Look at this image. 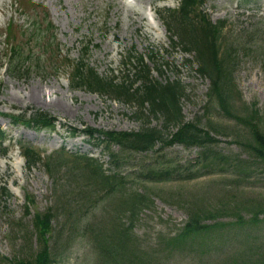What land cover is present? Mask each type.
I'll use <instances>...</instances> for the list:
<instances>
[{
  "label": "rangeland",
  "instance_id": "obj_1",
  "mask_svg": "<svg viewBox=\"0 0 264 264\" xmlns=\"http://www.w3.org/2000/svg\"><path fill=\"white\" fill-rule=\"evenodd\" d=\"M179 2L0 0V126L7 135L0 145L7 150L0 154V264L32 261L39 250L32 217L25 210L28 200L33 202L31 213L51 211L53 216L49 241L53 264H253L264 260V160L248 147L253 142L248 126L226 116L214 97L208 100L209 81L195 72L192 56L168 44L161 12L176 9ZM202 10L213 23H224L222 40L233 44L226 93L231 112L245 119L257 109L254 120L258 118L264 132V0H206ZM35 19L52 24L41 40L24 33ZM9 22L15 24L11 30L15 38L12 34L13 39L7 40ZM87 42L89 51L84 54ZM15 43L32 57L20 68L23 77L2 67L6 62L16 64L9 54ZM129 53L145 56L151 78L180 79L184 120L217 138L218 143L209 148L218 158L194 168V173L203 175L193 180L141 181L135 172L145 164L154 166L162 160L171 169L190 165L199 148L178 144L146 153L112 147L110 151L121 159L118 172L127 182L118 192L148 196L143 203L121 208L118 196L90 178L74 155L92 157L111 172L108 151L95 146L84 130L138 132L145 127L146 117H136L134 102L73 88L70 83L81 54L104 77L131 78ZM36 112L56 119L53 132L39 133L22 124L12 127L4 116ZM160 124L149 117L150 127L160 128ZM19 141L28 142L39 153L29 166ZM3 187L9 196L1 194ZM190 210L199 211L208 224L225 225L205 234L194 249H173L168 240L188 220ZM258 211H263L259 221L250 222ZM128 225V244L121 248V232ZM110 252L113 256L107 255Z\"/></svg>",
  "mask_w": 264,
  "mask_h": 264
},
{
  "label": "trees",
  "instance_id": "obj_2",
  "mask_svg": "<svg viewBox=\"0 0 264 264\" xmlns=\"http://www.w3.org/2000/svg\"><path fill=\"white\" fill-rule=\"evenodd\" d=\"M204 1L181 0L177 9H167L164 11L162 18L168 32H170V43L173 47L181 46L184 52L193 56L191 63H196V73L208 78L210 82L208 100L214 97L218 107L226 116L232 117L248 126L253 138V142L248 144V147L255 157L264 160V132L258 126V118L256 117L254 120V116L258 114V110H252L253 116L245 119H240V117L231 112V105L227 100L226 93L229 91V85L231 83V71L229 69V62L231 60L229 59L228 53L233 44L226 43L222 40L221 33L224 29V23L218 22L214 24L204 14L201 7ZM42 23L43 20L39 22L35 19L31 27L27 29V33L29 31L28 34L38 36L37 40H41L46 36L51 27L50 22H47L44 28L42 27ZM84 45V51H87L89 44ZM11 51L12 60L16 61V64L13 65L11 62L10 72L14 76L22 77L19 74L20 65L32 57L29 56L27 50H24L18 44H15ZM85 58L84 55H81L77 63L73 66L75 71L71 77V85L73 88H84L95 93H111L119 99L122 98L127 102H134L138 109L136 117L139 114H143L146 117L144 122L145 127L138 132H102L100 130H88V135L91 139L95 140V145L101 144L108 151L109 161L113 168L111 172L108 173L96 159L85 155H74L88 169L90 178L107 187L108 194L118 196V199L121 200L119 201L121 208L128 207L129 205L132 206L139 202L143 203L147 201L148 196L140 192L137 193L136 191H130L128 193H124L123 191V193L118 192L121 189L120 187H123L127 182L124 180L125 176L118 172L121 168V159L119 158V154L112 152V150L110 151L112 147L118 146L120 152L134 151L146 153H158L162 149L161 147H171L175 144H182L186 148H199L197 157L194 160L195 163L190 165H184L182 167L178 165L177 168L171 169L169 165H166L167 162L162 160H157L154 166L151 163L145 164L141 170L137 169L136 171L138 172H135L137 173L135 178L141 181L193 180L203 175V173H194L196 171L194 168L199 165L205 166L206 163L213 164L212 161L218 158L209 148V145L218 143V140L209 131L200 128L198 124L184 122L181 102L185 98V94L184 88L181 87L178 80H153L151 78V71L144 63L142 55L135 57L129 54L127 56L133 70L131 71L132 79L126 76L122 80L109 79L99 75L93 67L88 65V62L84 63ZM10 117L14 123L21 122L26 126H31L36 129L54 128V120L46 113L38 112L30 118H25L24 115H11ZM149 117L158 118L161 121L160 128L150 127ZM171 128H175V132H171ZM101 136H103V139ZM157 145L158 148L156 149L155 147ZM21 149L28 166L35 161L37 156L39 157V153L31 145L21 146ZM223 159L219 157V160ZM1 194L7 195L6 188L2 189ZM31 203H33L31 200L26 202L25 210L26 214L32 217V224L39 243V250L32 261L17 260L12 264H53L49 247L53 216L51 211L45 213L34 211L31 213ZM198 212L196 210H190L188 220L170 236L168 243L173 246V249H194L195 246L201 245L200 240L205 234H210L225 225L223 222L208 224L205 220H201L204 218ZM262 213L263 211L255 212L249 221L252 223L258 222ZM216 216L210 215V217L214 218ZM237 221L241 222L242 217L239 216ZM130 228L128 225L121 232V248L126 247L128 244ZM107 255L113 256L111 252L107 253ZM253 264H264V260L260 262L256 261Z\"/></svg>",
  "mask_w": 264,
  "mask_h": 264
}]
</instances>
